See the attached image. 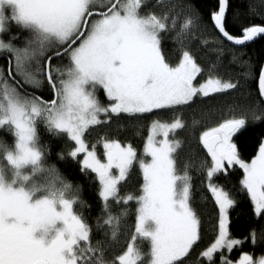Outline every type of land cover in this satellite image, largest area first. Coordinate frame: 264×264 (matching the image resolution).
I'll return each instance as SVG.
<instances>
[{
    "label": "snow or ice",
    "instance_id": "obj_1",
    "mask_svg": "<svg viewBox=\"0 0 264 264\" xmlns=\"http://www.w3.org/2000/svg\"><path fill=\"white\" fill-rule=\"evenodd\" d=\"M148 2L0 0V52L11 54L7 75L0 72V133L13 137L11 144L0 139V264H184L200 241L201 220L191 204L193 165H180L182 141L169 138L186 128L179 115L170 122L152 121L140 155L131 144L107 136L91 145L85 138L97 126L108 124L113 115L176 113L194 98L238 87V81L217 75L199 80L203 69L187 50L176 63L170 62L162 49L161 33L175 30L177 19L168 12L145 11ZM229 5L230 0H216L209 14L223 38L245 45L264 37V24L244 27L238 35L230 33ZM13 24L28 33L24 47L11 43L18 38L15 33L8 41L3 39L10 31L6 25ZM194 25V18L185 20L176 34L177 43L183 45V37L193 34ZM55 59L67 63L57 65ZM45 82L48 98L21 90L24 84L39 90ZM258 86L264 98V67ZM101 90L106 105L98 98ZM250 111L251 115L231 110L198 135V143L210 158L199 168L206 169V187L218 206V236L201 253L209 261L219 250L231 251L245 242L229 236L228 213L235 200L212 182L216 174L237 167L242 170L241 190L250 197L254 215L264 217V138L250 160L241 157L235 142L249 119L264 122V114ZM38 125L73 142L67 155L80 164L82 173L95 174L104 213L103 224L98 222V226H108L105 236L110 235L114 243L122 234L126 237L124 250L114 258H105L102 242L92 243L89 224L74 210L80 203L79 189L47 165ZM98 144H102L104 159L97 154ZM134 166L142 176L138 194L121 196L119 186L127 182ZM110 201L125 206L135 203L130 236L127 229L121 232L127 207L113 215ZM246 239L255 245L256 230ZM144 243L146 252L141 250ZM220 255V264H232L223 252ZM238 264H264V254H243Z\"/></svg>",
    "mask_w": 264,
    "mask_h": 264
},
{
    "label": "trees",
    "instance_id": "obj_2",
    "mask_svg": "<svg viewBox=\"0 0 264 264\" xmlns=\"http://www.w3.org/2000/svg\"><path fill=\"white\" fill-rule=\"evenodd\" d=\"M215 7L216 0H161L159 5L156 4V0H149L145 11L155 12L158 15L168 12L177 19L175 30L161 33L162 49L170 62L176 63L181 52L187 50L203 69L200 78L206 79L209 75H217L225 80L238 81V87L225 93L194 98L190 105L183 106L176 113L171 110H160L156 113L135 117H130L127 114L113 115L108 124L97 126L85 137L91 145L96 143L100 137L107 136L122 144H131L140 155L153 120L160 119L170 122L176 115L184 120L186 128L179 130L174 136L171 134L170 138L182 141V146L178 151L180 165L182 166L186 162L193 165L190 168L192 176L191 204L201 220V239L194 246L190 255L185 258L184 264H220L221 252H223L224 258L232 263L238 261L243 254H251L254 257L264 254V217L257 218L254 215L250 197L246 191L241 190L239 180L242 179V170L237 167L231 169L227 174H216L212 178V182L223 187L235 200L234 206L229 209L228 213L229 236L245 242L235 246L229 252L221 250L214 253L211 261L201 256V253L217 237L218 208L207 190L205 169L200 170L199 168L202 161L209 160L206 150H203L198 143L199 132L204 127L214 126L231 110H236L237 114L247 111L251 115L250 110H255L258 115L264 114V104L258 93L259 71L264 67V37L246 47L229 46L218 37L209 19V14ZM189 17L195 19V25L192 28L193 34H186L181 46L177 43L176 34ZM262 24H264V0H230L227 12V28L230 33L238 35L244 27ZM6 27H10V31L3 34V39L8 41L10 36L15 33L18 38L11 40V43L16 47H24L28 33L14 24L6 25ZM10 56L11 54L6 52L0 53V72H3L5 76ZM54 63L57 65L66 64L67 60L55 59ZM17 79L20 78L17 77ZM21 90L34 92L44 98H48L50 95L46 82L39 90L27 84H24ZM99 97L104 103H108L102 90L99 91ZM194 122L198 123L194 126ZM38 135L40 145L45 150L47 165L54 166L66 182L71 183L74 189H79L80 203L74 206V210L89 224L92 243L102 242V246L105 248V258H114L124 250L126 237L122 234L119 237V242L114 243L111 241L110 235L105 236L108 226H98V222L100 225L103 224L104 213L103 203L98 195L99 183L95 174L90 170L82 173L80 164L67 155L73 147V142H70L66 136H53L47 133L42 125H38ZM261 138H264V122H253L249 119L247 129L235 138L243 159L250 160L256 154ZM0 139L9 144L13 141V137L7 132L0 133ZM100 145H97V150L103 153ZM141 183L142 176L138 167L134 166L127 182L119 186L120 195L138 194ZM109 203L113 215H119L127 207L128 214L123 220L121 232L123 233L127 229L130 236L131 231L134 230L135 203L129 202L127 206L118 205L112 201ZM253 229L257 234L255 245L246 239ZM147 248L146 243L141 245L142 251L146 252Z\"/></svg>",
    "mask_w": 264,
    "mask_h": 264
},
{
    "label": "rangeland",
    "instance_id": "obj_3",
    "mask_svg": "<svg viewBox=\"0 0 264 264\" xmlns=\"http://www.w3.org/2000/svg\"><path fill=\"white\" fill-rule=\"evenodd\" d=\"M6 52V51H5ZM1 53V52H0ZM6 53H8V52H6ZM10 54V53H9ZM20 78V77H19ZM21 79V78H20ZM198 79L199 80H201V81H203L204 79H202V78H200V77H198ZM98 98L100 99V101H101V103H103V104H107V103H104L102 100H101V98L99 97V92H98ZM102 119H103V117H101ZM171 135V134H170ZM158 139H161L162 137L161 136H158L157 137ZM170 138V137H169ZM171 139V138H170ZM101 146V148H102V144L100 145ZM102 150H103V148H102ZM97 154H98V156H100V158L101 159H104V157H103V153H100V152H98V150H97ZM209 160H210V158H209ZM115 171V170H114ZM205 179H206V184L208 183V181H207V177H206V169H205ZM211 194V193H210ZM213 198V197H212ZM214 200V199H213ZM103 203V202H102ZM253 205V204H252ZM217 208H218V206H217ZM253 209H254V205H253ZM217 236H218V234H217ZM221 250H226L227 252H229V250H227V249H221ZM221 250H219V251H221ZM206 258V257H205ZM207 260H208V258H206ZM238 262H239V260L238 261H236V262H234V263H232V264H238Z\"/></svg>",
    "mask_w": 264,
    "mask_h": 264
},
{
    "label": "water",
    "instance_id": "obj_4",
    "mask_svg": "<svg viewBox=\"0 0 264 264\" xmlns=\"http://www.w3.org/2000/svg\"><path fill=\"white\" fill-rule=\"evenodd\" d=\"M190 1H195V0H190ZM214 29H215V28H214ZM215 32H216V34L218 35V37H219L222 41H224V42L227 43L229 46L234 47V48H242V47H246V46H248V45L254 43L255 41H257L258 39H260V38H257L255 41H253V42H249V43H247V44H245V45H234L232 42H229V41H227L225 38H223L222 35L219 34V33L217 32L216 29H215ZM261 38H262V37H261ZM258 93H259V86H258ZM260 99H261V101H262L263 104H264V98H261V97H260Z\"/></svg>",
    "mask_w": 264,
    "mask_h": 264
}]
</instances>
